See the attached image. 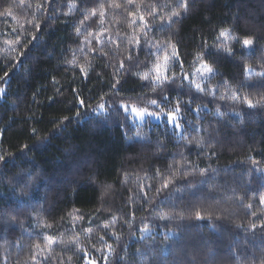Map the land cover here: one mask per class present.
Instances as JSON below:
<instances>
[{"label": "trees", "instance_id": "16d2710c", "mask_svg": "<svg viewBox=\"0 0 264 264\" xmlns=\"http://www.w3.org/2000/svg\"><path fill=\"white\" fill-rule=\"evenodd\" d=\"M177 3L0 0L12 10L0 16V264H33V253L40 264H264V0H194L175 17ZM157 44L179 60L153 91L172 51ZM204 64L201 92L183 75ZM152 99L166 110L179 100V132L135 125L120 107L158 110Z\"/></svg>", "mask_w": 264, "mask_h": 264}, {"label": "snow or ice", "instance_id": "6c2138e0", "mask_svg": "<svg viewBox=\"0 0 264 264\" xmlns=\"http://www.w3.org/2000/svg\"><path fill=\"white\" fill-rule=\"evenodd\" d=\"M51 2L52 0H48V6L50 7L51 6ZM127 3L131 4L133 3V0H127ZM190 3H194V0H178V3H177V6L181 9V11H177V12H174L172 15L175 16V17H180L182 14H185L189 11V5ZM115 7H120V5H113ZM44 7L45 5L43 3H38L36 5V9L37 11H42L44 10ZM71 8V6H70ZM157 14L156 12V9L155 7L153 8V10L149 13L150 16H155ZM12 15V10L11 8H7L5 9L4 12H0V16H11ZM90 15L92 16H95L96 15V10L93 9L90 13ZM100 15L101 17H103L104 15V12L103 10H101L100 12ZM134 15V14H132ZM88 18V15L86 14L85 16V19ZM139 20L142 22V24L144 25L145 28H147V21L145 20V17L144 16H140L139 17ZM136 21L135 19L132 21V23L134 24ZM29 24H32L35 28L39 29L40 28V23L38 20L35 19V14H34V19L33 20H30L28 21ZM83 23V22H81ZM169 23H171V17L169 18ZM16 29H13V32H15ZM77 33L79 34L80 32V28L77 27L76 29ZM96 37H97V42L99 43L100 40H99V36L100 34L97 33L95 34ZM89 36H93L92 33H89ZM220 37H223L225 38V40L229 39L230 38V30L228 29H222L220 32H219V36L217 37V39H219ZM87 39V38H86ZM21 42V38L19 36H17L16 40L15 41H6L5 43L6 44H10V45H15V44H19ZM131 43V41H129ZM90 43V41H89ZM140 44V41H139V38L136 39V45L139 46ZM242 45L243 47L245 48H249L250 46L253 45V40L251 38H245L243 39L242 41ZM207 47V45H205ZM155 47L157 48H161V47H172V51L171 53L169 54L167 51L165 52V56H164V63L163 65H161L159 62L156 63L155 65V76H152L151 79L153 81V91H155V88L156 86L159 84V85H163L165 83H172L174 82L175 80V74H173V77H168L165 73L168 69V66H169V63L172 61V60H179V54H178V51L176 50L175 46L174 45H161V44H157L155 45ZM222 50L226 51L228 55H233V50L231 48H223ZM106 54V53H105ZM202 53H197V56L196 58L197 59H201L202 58ZM128 60H131L132 57L131 55H129L127 57ZM74 62V61H73ZM125 66V61L124 60H121L120 61V69H123ZM183 67V63L181 61V68ZM87 71L88 69L87 68H84V67H81V72L86 76L87 75ZM117 71H119V69H117ZM200 71V70H198ZM213 71V69L208 66L207 64H204L202 66V72H206V73H211ZM137 75L140 76V79L142 81H148L149 78H150V73H136ZM9 75V73L5 72L4 73V76L7 77ZM183 79L184 80H189V82L195 86V88L201 92L204 91V89L201 87L200 83L197 82V80L195 78H189L188 74H184L183 75ZM120 83L119 80L116 81L115 84L112 85V87L115 89L117 87V85ZM74 92L76 91L75 89L73 90ZM4 92V89H0V94H2ZM223 99V97H221ZM49 99H52L51 97ZM164 100H167L168 97L165 96L163 97ZM262 100H264V97L261 98ZM76 100L77 102L82 106L84 107L85 106V101L83 99H81L79 96L76 97ZM101 100L103 101V97H101ZM245 102L248 104L249 107H255V104H253V102L251 100H245ZM148 104L150 105H156L158 108H159V111H149L148 107L145 106V107H139L137 106L136 104H127L125 102H121L120 104V107L124 109L125 112L129 111V109L131 110V112L133 114H135L138 118H143L145 115H148V116H153V117H157L159 118L161 113H164L166 116H167V123L168 124H172L174 125L175 128H180L181 127V124L178 123V114L180 113L181 111V108H180V102L179 100H177L176 102V106L174 108H171L170 110H165V108L163 107H160V101H158L157 99H152V100H149L147 102ZM259 103V102H257ZM98 108L100 109H104L105 108V104L104 103H100L97 105ZM80 113L77 112V115H79ZM63 119L67 120L68 117H64ZM33 132H35V129L32 130ZM137 135H141V133H137ZM198 147L200 146L199 144L197 145ZM4 157L3 156H0V159H3ZM204 172H206V170L202 169L201 170V174H204ZM157 173L159 174V170H157ZM169 183L170 182H166L162 185V188H167L169 186ZM161 191V189H157V192ZM260 203L261 204H264V195H261L260 196ZM249 208H251V204L248 205ZM182 215V214H181ZM168 215L166 213H161L159 214V219H168ZM196 218L197 219H202L203 217L201 216L200 212L197 211L196 212ZM76 219V217H74V220ZM114 223V221H112ZM40 224H42L44 227H51L50 224H47L46 222H44L43 220L40 221ZM109 225L108 224H105L103 225L104 228H107ZM262 227H264V225H262ZM252 228L255 229L256 228V225L253 224L252 225ZM88 231H91V230H88ZM142 232H145V231H150L148 225H144V227L141 229ZM101 240H103V237H101ZM53 243V240L51 238H47V242H46V247H50L51 244ZM109 250L111 251V246L109 245ZM35 248L37 250H40V244L37 243L35 245ZM49 257L48 256H45L44 259H48ZM85 258L87 259V254H85ZM30 259L32 260L33 264H40V261L37 257V254L36 253H33L30 257ZM71 259V257H69V260ZM89 264H95L94 261H89Z\"/></svg>", "mask_w": 264, "mask_h": 264}, {"label": "rangeland", "instance_id": "374dc122", "mask_svg": "<svg viewBox=\"0 0 264 264\" xmlns=\"http://www.w3.org/2000/svg\"><path fill=\"white\" fill-rule=\"evenodd\" d=\"M6 41H9V42H11L12 40L10 39V38H6L5 40H3V42H4V45H5V47L6 48H9L10 47V44H6L5 42ZM2 43V42H1ZM11 49V48H10ZM10 49H8V50H10ZM173 61V60H172ZM171 61V62H172ZM163 63H164V61L162 62V63H160L161 65H163ZM202 66L203 65H201V66H199V67H197L196 68V70L195 71H193L192 73H191V76H189V78L191 79V78H195L196 80H197V82H200V80H204V79H206V77L210 74V73H206V72H202ZM168 70H169V66H168V69H167V71H166V73L165 74H167V72H168ZM198 70H200V71H198ZM154 72V74H153V76H155V70L153 71ZM189 81V80H188ZM166 110V109H165ZM170 110V109H169ZM98 112H101V111H103V109H100V108H98V110H97ZM149 111H159V109L158 110H150L149 109ZM167 111V110H166ZM126 114L129 116V118H130V120L132 121V123H134L135 125H144V124H148V123H151V122H154V123H157V122H166L167 123V116L164 114V113H161V115H160V117L159 118H157V117H153V116H148V115H145L143 118H138L135 114H133L132 112H131V110L129 109V111H127L126 112ZM178 117H179V114H178ZM179 123V122H178ZM168 124V123H167ZM170 127H171V129H175V130H177L178 132L181 130V127L180 128H175L174 127V125H172V124H168ZM149 231H145V232H143L144 234H147Z\"/></svg>", "mask_w": 264, "mask_h": 264}]
</instances>
